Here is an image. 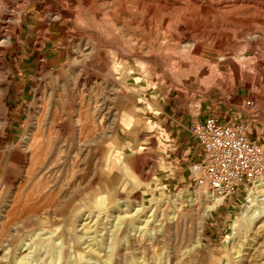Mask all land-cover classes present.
Segmentation results:
<instances>
[{
  "label": "rangeland",
  "instance_id": "obj_1",
  "mask_svg": "<svg viewBox=\"0 0 264 264\" xmlns=\"http://www.w3.org/2000/svg\"><path fill=\"white\" fill-rule=\"evenodd\" d=\"M206 114L264 149V0H0V264H264V205L191 184Z\"/></svg>",
  "mask_w": 264,
  "mask_h": 264
},
{
  "label": "built area",
  "instance_id": "obj_2",
  "mask_svg": "<svg viewBox=\"0 0 264 264\" xmlns=\"http://www.w3.org/2000/svg\"><path fill=\"white\" fill-rule=\"evenodd\" d=\"M243 107L255 109L250 99L243 101ZM185 132L199 150L190 166L191 184L204 188L218 202L214 209L234 204L248 210L264 205V149L250 138L246 121L206 114L188 124Z\"/></svg>",
  "mask_w": 264,
  "mask_h": 264
},
{
  "label": "bare ground",
  "instance_id": "obj_3",
  "mask_svg": "<svg viewBox=\"0 0 264 264\" xmlns=\"http://www.w3.org/2000/svg\"><path fill=\"white\" fill-rule=\"evenodd\" d=\"M38 130H39V127H38ZM196 156V158H197V155H195ZM218 202H216V201H212V208H214V206L217 204ZM242 207H244V206H241L240 208H241V210L244 212H246L247 214H248V210L246 211V209L245 208H242ZM262 210V207L260 206L259 208H256V209H254L253 211H254V213H253V211L251 212V215H248V217L250 218V220L252 219V216H259L260 214H261V211ZM242 213V212H241ZM235 224H234V226L235 225H237L238 223L237 222H234Z\"/></svg>",
  "mask_w": 264,
  "mask_h": 264
},
{
  "label": "crops",
  "instance_id": "obj_4",
  "mask_svg": "<svg viewBox=\"0 0 264 264\" xmlns=\"http://www.w3.org/2000/svg\"><path fill=\"white\" fill-rule=\"evenodd\" d=\"M197 118H198V119H201V118H203V117H201V118L197 117ZM197 118H196V119H197Z\"/></svg>",
  "mask_w": 264,
  "mask_h": 264
}]
</instances>
